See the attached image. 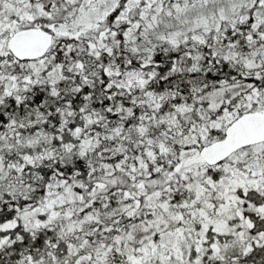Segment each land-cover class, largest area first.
<instances>
[{"label": "snow or ice", "instance_id": "1", "mask_svg": "<svg viewBox=\"0 0 264 264\" xmlns=\"http://www.w3.org/2000/svg\"><path fill=\"white\" fill-rule=\"evenodd\" d=\"M0 264H264V0H0Z\"/></svg>", "mask_w": 264, "mask_h": 264}]
</instances>
